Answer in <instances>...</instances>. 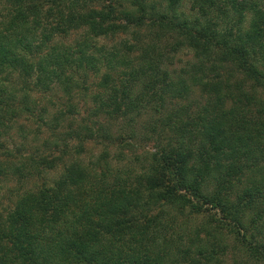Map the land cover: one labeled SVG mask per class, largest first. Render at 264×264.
<instances>
[{
	"label": "trees",
	"instance_id": "trees-1",
	"mask_svg": "<svg viewBox=\"0 0 264 264\" xmlns=\"http://www.w3.org/2000/svg\"><path fill=\"white\" fill-rule=\"evenodd\" d=\"M121 1L0 0V174L60 166L0 211V264H230L232 244L264 264V0ZM185 48L196 59L189 82L167 68ZM206 61L209 71L231 62L244 78L209 83L213 98L191 114L165 112L167 97L205 84L194 69L203 74ZM55 90L51 112L35 96ZM79 94L90 97L91 123L64 124ZM23 117L54 132L29 138ZM150 134L154 150L135 153L137 136ZM14 136L24 151L36 146L24 161L12 160ZM53 137L62 154L48 158L38 151L57 146ZM90 140L116 144V168L108 151L84 161Z\"/></svg>",
	"mask_w": 264,
	"mask_h": 264
},
{
	"label": "rangeland",
	"instance_id": "rangeland-1",
	"mask_svg": "<svg viewBox=\"0 0 264 264\" xmlns=\"http://www.w3.org/2000/svg\"><path fill=\"white\" fill-rule=\"evenodd\" d=\"M121 2L125 6L127 1L122 0ZM101 42H103V40H101ZM112 42L113 41H109V40L107 41L108 44H111ZM163 43L161 44L162 46L164 45ZM194 62H196V59L194 58L193 53L185 48V49L178 51L177 53H174L173 57L170 58V60H168L167 68L173 77H178V75H181L187 82H189L190 81L189 77L193 73L190 66ZM204 64H206L204 73L202 74L201 71H199V70L196 71L194 69V75H196V76L203 75L202 79L204 81L203 83H205V84H198L195 87H193L190 84L191 88L186 95L183 94L182 97H176L173 99L170 97H167L168 100H166L167 102H166L165 112L170 110V112L172 113V111H175L173 109H180V111L182 112L181 108L184 107L183 109H185L186 112L191 114V112L197 110L202 105H206L207 104L206 102L209 101V98H213L212 94L209 92V86L211 85V84L209 85V83H214V81L217 79H221V80L224 79V81L226 82V85L232 86L233 83H235L236 81L238 82L239 80H242V78H244V74L242 72L236 70L234 64H232L231 62H225L223 64V68L221 67V68L215 69L214 71H209V67L212 64V61H209V62L206 61ZM186 72H189V73H186ZM90 77L93 79L94 83H97L99 80L100 74H98L97 76L90 75ZM210 77H212V78H210ZM207 78H209V79H207ZM206 82L208 84H206ZM224 85H225V83H224ZM243 85L242 86L245 87V89H248L247 87L250 85V81H245L243 83ZM57 90H55V92L53 91L54 93H52V94H50V93H49V95L45 94L46 96H41V95H44V92L43 93L37 92L35 98L41 104L40 105L41 107H48V109L52 112L53 109L61 106V104H58L60 97L59 96L57 97V95H56ZM256 90H257V94L262 99H264V88L260 86V87H257ZM224 91H226V90H224ZM51 100H53V101L50 102ZM73 102H74V105L76 106L77 111L75 114H73L74 117H72V118H71V116H69V117L66 116L63 123L66 124L70 120H72V121H74L73 126H76L77 125L76 122H81L82 119L87 120L88 122L91 123L92 119L89 118V113H90L91 108H92V104L90 102V97L87 94H79L74 98ZM231 105H232V101L230 99H226L225 105H224L225 108H227ZM33 114L36 115L37 112H33ZM37 117L31 118V119H26L23 117V118L19 119V123H22L26 127V130L29 132V138L33 137L35 132L37 133V135H40V133L38 132L40 130L42 131L43 136H46L47 134L54 132L52 129H50L48 124L42 123V120L38 121ZM151 119L152 118H150V114L144 115V116L138 118L137 119L138 121L135 123V126H134L135 131L140 133V134L144 133L143 132L145 130L144 123L148 122ZM75 120H76V122H75ZM123 122H125V121H123V119L117 120V130L120 128V132H122L123 134L126 135V133H129L128 131H130V128L126 127V125H123ZM121 127H123V129ZM63 129L64 128H61L59 130H63ZM113 131L115 132L116 130H113ZM150 137H152V138L149 140H144V138H142L140 135L137 136V138L135 139V144H136V146H135L136 152L135 153H138L140 155L141 153L147 152L146 154H148L149 151L154 150V146H155L154 144L156 142L157 137L155 135H152V134H150ZM33 138H35V137H33ZM37 139H36V141H37ZM53 141H54L53 143L58 142L59 144L57 146L52 144L51 148L48 149L47 152H44L41 150H39L38 152L43 153L48 158L62 154V151H60L62 148V143L60 142V140L55 139L53 137ZM8 142H9L8 148L9 149L12 148L11 150H14V147L15 148L21 147L20 138L18 136H16V137L14 136V140L10 139ZM71 142L73 144L78 143L77 139H74ZM105 143L106 142H100V141H95V140H90L89 142H86L84 145H85L87 152H86V154H85V152L83 154H81L84 161L86 163H91V161L95 162L98 160V157L102 156L103 151H108L109 156L107 158L110 161V165H111V167L116 168L117 167V160H116L117 158H116L115 154L118 151L116 148V144L113 146H111V145L107 146V145H105ZM38 144H40V141H38ZM34 146H35V144L30 145V146L29 145L22 146L25 149V151L22 150V148H20L21 153H18V155L16 154L17 156L12 160L24 161V157L26 156L27 152L35 151ZM35 153H32L31 155H33ZM132 154H134V153H132ZM5 159H6L5 156L1 153V150H0V161L2 162ZM66 159H67V157H66ZM35 161H37V160H35ZM35 161H34V163H36ZM103 163H104L103 158H102V160H99L98 163L96 162V165L93 163V165L96 166L97 172ZM39 166H42V165H39ZM39 169H41V171L36 172V171L32 170L33 172L30 174H26L27 175L26 177H18L17 175H9V176L6 175L4 177L2 174H0V211H5L8 207V205L13 201L14 192L18 193L20 190L22 191L23 189L30 187V186H33L34 184H37V186H38V185L42 184V182H44V181L53 180L58 175V173L60 171V166L57 167L56 169L49 170L47 172L42 171V167H40ZM230 244H232V243H230ZM232 245H230L228 247L229 252L227 255V259H226L227 263L231 264V263L236 262V264H238L239 262L246 260L248 262V264H253L251 261L247 260L246 257H244V255L242 254V251H240L238 249V247H232Z\"/></svg>",
	"mask_w": 264,
	"mask_h": 264
}]
</instances>
